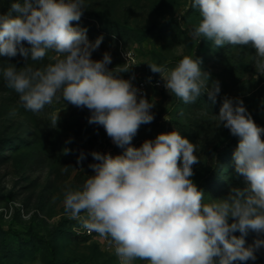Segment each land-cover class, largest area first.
<instances>
[{"label": "clouds", "instance_id": "9594fccd", "mask_svg": "<svg viewBox=\"0 0 264 264\" xmlns=\"http://www.w3.org/2000/svg\"><path fill=\"white\" fill-rule=\"evenodd\" d=\"M190 7L199 12L189 33L192 39H207L216 48L250 46L255 51L254 68L264 75V0H191ZM86 8L85 0H23V4L15 0L7 13L0 14V57L19 54L26 61L21 68L7 63L0 69L21 106L36 113L62 98L87 108L89 123L102 125L116 146L129 145L122 155L91 153L98 161L89 165L94 175L81 187L64 191L66 214L107 240L118 264L255 261L264 248L260 238L264 234V127L255 123L243 100L224 97L214 118L217 127L222 125L239 137L233 158L235 172L246 187L205 202V193L191 179L193 165L200 159L197 146L187 137L173 130L145 140L140 147L130 146L139 127L153 121L154 104L138 98L131 80L120 76L131 67L109 69L108 52L100 60L92 59L103 37L90 42L87 29L72 23ZM49 52L54 54L51 62L42 68L28 63L44 60ZM201 63L193 55L171 68L147 64L161 75L169 93L185 104L195 103L205 93L215 103L219 81L210 83V73L202 70ZM57 120L58 115L53 123ZM82 159L83 154L77 162ZM249 231L258 238L246 246Z\"/></svg>", "mask_w": 264, "mask_h": 264}, {"label": "rangeland", "instance_id": "374dc122", "mask_svg": "<svg viewBox=\"0 0 264 264\" xmlns=\"http://www.w3.org/2000/svg\"><path fill=\"white\" fill-rule=\"evenodd\" d=\"M190 3L191 0H85L87 8L73 26L87 29L90 42L103 37L92 59L100 60L108 52L112 58L109 69L131 67L120 73L127 80L132 74L153 73L147 63L171 68L184 56L194 55L201 60L202 70L210 73V83L219 81V97L243 100L255 122L258 118L264 120V75L254 68V49L232 45L216 48L207 39H192L189 33L199 20V12ZM110 25L115 29L107 28ZM52 55L49 52L47 57ZM7 63L17 68L25 65L19 54L4 61L0 69ZM33 67L40 68L36 63ZM154 74L161 78L159 73ZM164 84L163 80L162 86L151 87L145 96L154 104L150 109L154 119L142 124L148 128L144 141L148 137L154 140L162 132H180L197 146L200 162L193 165L191 179L205 193V202L227 198L214 197L208 191L219 168L218 157L231 135L222 125L217 127L214 116H218L220 108L212 112L194 103L185 104ZM90 116L87 108L75 107L62 98L39 112L26 111L0 73V264H53L55 257L83 260L77 264H118L108 241L79 234L75 229L79 221L70 218L63 205L67 188H79L88 176L94 175L89 165L98 161L91 153L116 156L127 148L116 146L102 125L90 124ZM81 154L83 159L78 163ZM31 232L45 235L46 239L32 236ZM253 234L258 238L257 233ZM256 256L255 261L246 264H264V248ZM133 264L147 261L136 260Z\"/></svg>", "mask_w": 264, "mask_h": 264}, {"label": "trees", "instance_id": "16d2710c", "mask_svg": "<svg viewBox=\"0 0 264 264\" xmlns=\"http://www.w3.org/2000/svg\"><path fill=\"white\" fill-rule=\"evenodd\" d=\"M15 2V0H0V14L7 13L9 11L11 3ZM21 4H23V0H18ZM96 13V12H95ZM97 14H99L97 12ZM17 15L16 13H13V16ZM105 16H107L105 14ZM73 23V22H72ZM106 29V27H104ZM110 30H114V25H110ZM25 47H30L25 42ZM21 59L23 60L24 64L26 63L25 58L20 55ZM9 58L8 57H0V67L4 64V61L6 62ZM50 59L46 56L44 60L41 61H29L28 63L33 66L35 63L42 68L46 64H48ZM7 87V86H6ZM8 88V87H7ZM223 97L217 96L216 102L213 103L207 96V94L201 95L194 104L198 105L199 107H206L207 109L211 110L212 112H215L219 110V108L222 105ZM178 122V121H177ZM258 126L264 127V120L262 118H258L255 122ZM148 128H143L142 125L139 127L137 133L132 138L131 145L132 147H139L144 142V138L146 137L145 134L147 132ZM148 140H152L151 137H148ZM264 138V136H262ZM239 142V137L233 136L232 134L228 137L225 151L220 153L218 159H219V168L216 171L215 178L211 180L210 185L208 186V191L211 195L214 197H220L229 195L232 189L234 188H240L243 189L246 187L245 181L242 176H239L235 172V161L233 158V153L235 149L237 148ZM127 147L129 145H126ZM222 174V175H221ZM19 233V232H17ZM32 236H36L38 238L46 239L45 235H40L36 232L29 233ZM85 237H92L89 235H84ZM256 235L253 234L252 231H249L247 236L245 237V240L249 242V244H252L255 240ZM53 250V249H52ZM59 262H64L66 264H77V262H83V260L78 258H53V264H59Z\"/></svg>", "mask_w": 264, "mask_h": 264}, {"label": "built area", "instance_id": "2783aa9c", "mask_svg": "<svg viewBox=\"0 0 264 264\" xmlns=\"http://www.w3.org/2000/svg\"><path fill=\"white\" fill-rule=\"evenodd\" d=\"M128 80H131L133 87L138 90V98L140 96L145 97L149 93L151 87H158L162 86L163 84V80L159 76H156L154 73H149L146 76L132 74L129 76ZM75 229L79 234L99 237L95 232L89 233L86 229L83 228L80 222H78Z\"/></svg>", "mask_w": 264, "mask_h": 264}]
</instances>
